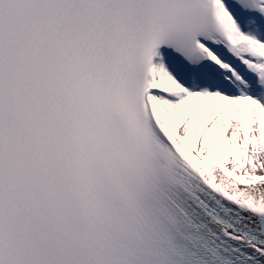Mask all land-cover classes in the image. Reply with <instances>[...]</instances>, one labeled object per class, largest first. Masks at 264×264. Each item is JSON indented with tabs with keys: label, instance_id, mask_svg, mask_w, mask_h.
I'll list each match as a JSON object with an SVG mask.
<instances>
[{
	"label": "snow or ice",
	"instance_id": "6c2138e0",
	"mask_svg": "<svg viewBox=\"0 0 264 264\" xmlns=\"http://www.w3.org/2000/svg\"><path fill=\"white\" fill-rule=\"evenodd\" d=\"M0 264H264V0H0Z\"/></svg>",
	"mask_w": 264,
	"mask_h": 264
}]
</instances>
